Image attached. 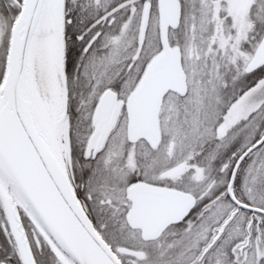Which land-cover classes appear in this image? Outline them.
Segmentation results:
<instances>
[{
	"label": "snow or ice",
	"instance_id": "snow-or-ice-1",
	"mask_svg": "<svg viewBox=\"0 0 264 264\" xmlns=\"http://www.w3.org/2000/svg\"><path fill=\"white\" fill-rule=\"evenodd\" d=\"M0 264H264V0H0Z\"/></svg>",
	"mask_w": 264,
	"mask_h": 264
}]
</instances>
